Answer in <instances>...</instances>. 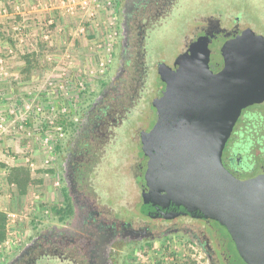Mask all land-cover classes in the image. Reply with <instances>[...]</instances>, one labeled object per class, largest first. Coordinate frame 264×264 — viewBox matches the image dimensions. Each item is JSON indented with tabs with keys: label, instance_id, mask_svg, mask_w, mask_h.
Masks as SVG:
<instances>
[{
	"label": "flooded vegetation",
	"instance_id": "af4514ba",
	"mask_svg": "<svg viewBox=\"0 0 264 264\" xmlns=\"http://www.w3.org/2000/svg\"><path fill=\"white\" fill-rule=\"evenodd\" d=\"M198 2L205 8L118 0L111 65L56 140L58 207L0 247V264H123L133 250L171 237L194 245L204 264H246L222 225L194 208L170 218L143 211L146 199L168 192L151 153L159 121L190 117L197 84L208 91L237 46L248 53L264 43V31L244 17L245 4L264 0ZM172 22L178 43L167 49L160 36ZM221 161L239 180L264 176V100L241 110Z\"/></svg>",
	"mask_w": 264,
	"mask_h": 264
},
{
	"label": "rangeland",
	"instance_id": "374dc122",
	"mask_svg": "<svg viewBox=\"0 0 264 264\" xmlns=\"http://www.w3.org/2000/svg\"><path fill=\"white\" fill-rule=\"evenodd\" d=\"M86 1L82 8V0H0L2 249L58 207V134L114 57L118 0ZM244 7V17L264 31V7ZM178 31L172 22L160 36L167 49L177 45ZM180 243L192 246L196 251L189 252L204 264L199 250L178 237L137 248L123 264H175L167 259L178 255L171 251Z\"/></svg>",
	"mask_w": 264,
	"mask_h": 264
},
{
	"label": "water",
	"instance_id": "95a60500",
	"mask_svg": "<svg viewBox=\"0 0 264 264\" xmlns=\"http://www.w3.org/2000/svg\"><path fill=\"white\" fill-rule=\"evenodd\" d=\"M260 48L247 53L237 46L208 91L195 87L200 91L197 100L188 99L195 102L190 117L159 121L151 153L168 192L143 206L145 214L161 218L175 216L181 206L194 208L222 225L246 264H264V176L239 180L221 155L241 110L264 100V43Z\"/></svg>",
	"mask_w": 264,
	"mask_h": 264
},
{
	"label": "built area",
	"instance_id": "2783aa9c",
	"mask_svg": "<svg viewBox=\"0 0 264 264\" xmlns=\"http://www.w3.org/2000/svg\"><path fill=\"white\" fill-rule=\"evenodd\" d=\"M86 3H87L86 0H82V4H81L82 8H84L87 5ZM1 125L2 124L0 123V127H1ZM173 249L174 250H172L171 252L178 253V255H176V257H172L171 256L167 260H169L170 262L175 263V264H183L186 261L187 254L190 253L189 251H194L195 250L192 246L185 245L183 243H180V244L174 246ZM191 257H192L191 260L195 261L196 264H200L199 258H194L195 255H193V254H191Z\"/></svg>",
	"mask_w": 264,
	"mask_h": 264
},
{
	"label": "trees",
	"instance_id": "16d2710c",
	"mask_svg": "<svg viewBox=\"0 0 264 264\" xmlns=\"http://www.w3.org/2000/svg\"><path fill=\"white\" fill-rule=\"evenodd\" d=\"M3 220H4V216L0 213V242L3 240V237H4L3 222H2Z\"/></svg>",
	"mask_w": 264,
	"mask_h": 264
},
{
	"label": "crops",
	"instance_id": "0c3cea01",
	"mask_svg": "<svg viewBox=\"0 0 264 264\" xmlns=\"http://www.w3.org/2000/svg\"><path fill=\"white\" fill-rule=\"evenodd\" d=\"M21 6H24V5H21ZM190 259H191V253H188L186 256V261L183 264H191Z\"/></svg>",
	"mask_w": 264,
	"mask_h": 264
}]
</instances>
